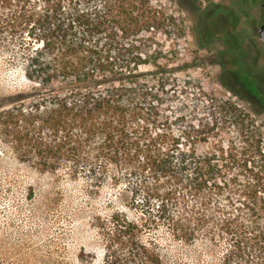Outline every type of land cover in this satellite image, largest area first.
I'll return each mask as SVG.
<instances>
[{
	"label": "trees",
	"instance_id": "obj_1",
	"mask_svg": "<svg viewBox=\"0 0 264 264\" xmlns=\"http://www.w3.org/2000/svg\"><path fill=\"white\" fill-rule=\"evenodd\" d=\"M185 38L161 0H0V58L25 79L0 101V129L39 172L117 192L105 264H161L146 227L188 246L227 240V264H264L261 127L205 88ZM232 119L245 144L227 139Z\"/></svg>",
	"mask_w": 264,
	"mask_h": 264
},
{
	"label": "rangeland",
	"instance_id": "obj_2",
	"mask_svg": "<svg viewBox=\"0 0 264 264\" xmlns=\"http://www.w3.org/2000/svg\"><path fill=\"white\" fill-rule=\"evenodd\" d=\"M161 2L184 20V58L196 54L208 67L196 77L217 98L232 99L250 117L247 123L261 127L264 138V46L258 37L264 0ZM225 72L239 96L221 84ZM24 85L20 69L0 58V101L5 104ZM231 138L232 144H245L233 119L227 133ZM116 193L109 184L99 196L89 193L84 181L65 170L39 172L19 160L0 129V264H105L113 232L105 221L113 213L108 203ZM124 211L139 225L144 223L139 211ZM139 234L146 248L160 255L161 264H227V240L200 237L188 246L173 241L166 228L146 227Z\"/></svg>",
	"mask_w": 264,
	"mask_h": 264
},
{
	"label": "water",
	"instance_id": "obj_3",
	"mask_svg": "<svg viewBox=\"0 0 264 264\" xmlns=\"http://www.w3.org/2000/svg\"><path fill=\"white\" fill-rule=\"evenodd\" d=\"M258 37L262 45L264 46V25H262L258 32Z\"/></svg>",
	"mask_w": 264,
	"mask_h": 264
},
{
	"label": "flooded vegetation",
	"instance_id": "obj_4",
	"mask_svg": "<svg viewBox=\"0 0 264 264\" xmlns=\"http://www.w3.org/2000/svg\"><path fill=\"white\" fill-rule=\"evenodd\" d=\"M262 8L264 9V4L262 5ZM262 25H264V24H262ZM262 25H261V26H262Z\"/></svg>",
	"mask_w": 264,
	"mask_h": 264
}]
</instances>
